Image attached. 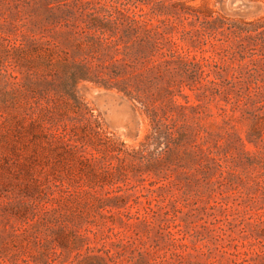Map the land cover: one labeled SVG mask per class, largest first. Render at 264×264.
<instances>
[{
	"label": "rangeland",
	"instance_id": "rangeland-1",
	"mask_svg": "<svg viewBox=\"0 0 264 264\" xmlns=\"http://www.w3.org/2000/svg\"><path fill=\"white\" fill-rule=\"evenodd\" d=\"M109 15L132 64L86 41ZM254 83L264 0H0V264H264Z\"/></svg>",
	"mask_w": 264,
	"mask_h": 264
},
{
	"label": "trees",
	"instance_id": "trees-1",
	"mask_svg": "<svg viewBox=\"0 0 264 264\" xmlns=\"http://www.w3.org/2000/svg\"><path fill=\"white\" fill-rule=\"evenodd\" d=\"M118 14V13H117ZM119 19H117L116 21H122L123 18L121 17V14L119 15ZM108 18H110V15L105 18V19H101L100 23L99 21H95L97 22L92 29L97 32V29L100 30L98 35H94L93 37H87L86 41L93 43L96 45V47H99L100 49H102V45H107V47L105 49H107L109 52H113L114 55H121L122 62L125 61H131L130 63L132 64L133 62L138 60V54H131L130 53V49H128V47H125L124 49L121 48H117L121 43H124L125 38H127L128 40H131L132 38H136L135 42H140V43H144V41L147 40V37H140V31L141 28L137 27L134 28V26L138 23V21L131 19V18H127V16H125L124 18V22H121L119 25H115V26H110L111 23L109 22V20H107ZM144 33H149V32H144ZM118 36V38L115 40H112L111 38L114 36ZM105 44H104V43ZM128 42V41H127ZM113 62L110 64V66L105 67L104 69L106 70V73H104V75L109 77V81L111 80H115V84L114 86H117L118 90H120V86H126L127 83L133 79L132 76L130 75L128 78L126 79H122L124 73L123 71L119 68V60H114L112 58ZM128 64V63H127ZM125 65V67H132V65L128 64ZM98 73L95 71L90 70V68H88L85 65H79L76 66L72 73L70 75H68V79L66 78V81L71 82L72 85L77 84L80 81H90L93 82L99 86H103V87H108V88H112L109 87L107 84L110 83L107 80H103L101 76L97 75ZM125 88V87H124ZM261 89H264V86L258 85L257 83H254L253 86H246V95H247V99L250 98V94L252 91L256 93H260V96L263 95L262 91L260 92ZM124 91V89H122ZM237 98L241 97L242 94L237 93L236 94ZM255 131V130H254ZM262 135H259L258 138H260L262 140ZM249 140V139H248Z\"/></svg>",
	"mask_w": 264,
	"mask_h": 264
}]
</instances>
